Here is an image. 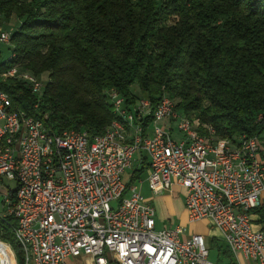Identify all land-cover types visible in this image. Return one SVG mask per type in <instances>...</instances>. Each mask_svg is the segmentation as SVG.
Wrapping results in <instances>:
<instances>
[{"label": "built area", "instance_id": "2783aa9c", "mask_svg": "<svg viewBox=\"0 0 264 264\" xmlns=\"http://www.w3.org/2000/svg\"><path fill=\"white\" fill-rule=\"evenodd\" d=\"M1 44L10 45L2 27ZM0 78L24 81L36 96L45 84L16 65L0 70ZM111 101L117 117L102 134L89 136L46 128L13 108L0 89V220L12 218L21 264H67L81 255L94 264H215L202 234L155 228L153 205L130 183L136 160H146L154 195L173 184L184 187L189 222L210 219L232 253L264 264V231L251 219L264 212V141L258 135L220 138L212 126L176 111L168 96L155 105L139 96L125 106L112 92ZM174 122L180 140L172 137ZM7 181L16 184L13 194ZM0 264H19L1 238Z\"/></svg>", "mask_w": 264, "mask_h": 264}, {"label": "trees", "instance_id": "16d2710c", "mask_svg": "<svg viewBox=\"0 0 264 264\" xmlns=\"http://www.w3.org/2000/svg\"><path fill=\"white\" fill-rule=\"evenodd\" d=\"M12 16L0 70L16 65L47 80L40 96L21 80L0 78V89L48 129L102 134L117 117L111 93L129 106L139 97L133 84L153 105L168 96L220 138L264 129V0H0V25ZM9 220L0 238L21 264Z\"/></svg>", "mask_w": 264, "mask_h": 264}, {"label": "crops", "instance_id": "0c3cea01", "mask_svg": "<svg viewBox=\"0 0 264 264\" xmlns=\"http://www.w3.org/2000/svg\"><path fill=\"white\" fill-rule=\"evenodd\" d=\"M174 123H171V132L174 129ZM264 141V129L258 135ZM181 137V135H180ZM138 159V157H137ZM145 163L147 164L146 160ZM144 164L142 162L139 164L138 160L135 162V170L139 169L141 165ZM142 182L140 181L139 190L143 197H145L154 207L155 209V228L161 229L163 228L162 225L159 226L158 223V215L157 210L154 205V200L159 199L160 204L166 208L169 214H180L182 216V222L185 224H181L182 227L185 229V235L188 236L192 233H199L205 237L208 249L214 248L217 251V256H221L227 260L226 264H258V262L246 258L244 255L240 253H232L229 248L227 247L226 243L223 240V233L222 231L217 228L210 219H204L197 222H189L187 212L185 210V188L178 185L173 184L171 188L164 190L160 194L154 195L150 188V190H145L142 187ZM147 183V182H146ZM148 186V184H147ZM3 210V206L1 211ZM253 228L256 230H263L264 231V216L261 217L260 213L254 212L251 214ZM187 223L191 224L192 228L190 230L187 229ZM67 264H94V260L90 256L81 255L74 258H68Z\"/></svg>", "mask_w": 264, "mask_h": 264}, {"label": "rangeland", "instance_id": "374dc122", "mask_svg": "<svg viewBox=\"0 0 264 264\" xmlns=\"http://www.w3.org/2000/svg\"><path fill=\"white\" fill-rule=\"evenodd\" d=\"M18 25V19L15 17V16H12L9 20V22L7 23H2L0 25V27H2V29L8 33H11L13 29L16 28V26ZM0 50H1V57H4L6 58L7 55H8V45L6 44H1L0 45ZM39 78L43 81H46L47 80V74L46 73H43L41 75H39ZM130 90L136 94L137 96H141V93L140 91L137 89V86L136 84H133L131 87H130ZM172 133V137L175 139V140H180V135L181 133L178 131V129L176 128V123L174 125V129L173 131L171 132ZM182 136V135H181ZM139 154L137 153L135 155V157H138ZM130 171H128L125 175H124V181L127 182L129 177H130ZM146 177H147V167L144 168L141 173H140V176L139 178H137L134 182H132V184H135L138 189H139V186H140V181H143L142 182V187L145 189V190H149L148 189V186H147V181H146ZM6 184L13 190L15 189L16 187V184L12 181H7ZM150 191V190H149ZM129 195V193L127 194V196ZM2 196H0V212H1V208L3 206V203H2ZM154 205L156 207V210H157V215H158V225L162 227H167V228H174L175 226H181V224H185L182 222V216L180 214H169V212L166 210V208L164 206H162L160 204V201L159 199H156L154 200ZM184 227V226H183ZM192 228L191 224H188L187 223V229L190 230ZM211 262L215 263V264H226L227 260L221 256H217V251L212 248L210 249L209 251V258H208Z\"/></svg>", "mask_w": 264, "mask_h": 264}]
</instances>
